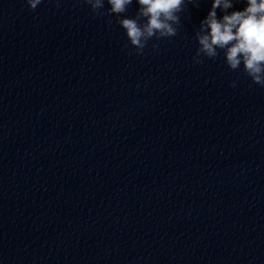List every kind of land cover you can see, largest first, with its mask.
<instances>
[{
  "label": "clouds",
  "instance_id": "9594fccd",
  "mask_svg": "<svg viewBox=\"0 0 264 264\" xmlns=\"http://www.w3.org/2000/svg\"><path fill=\"white\" fill-rule=\"evenodd\" d=\"M30 10H35L42 0H26ZM90 5L94 17L112 16L126 32L127 40L142 55L149 40L155 37L171 38L177 34L179 13L186 3L198 7L200 0H135L139 6L135 18L122 17L133 0H84ZM105 2L110 7L106 11ZM234 0H213L208 15L200 22L195 38L199 47L193 57L194 63L202 64V57L215 59L222 50L229 69L239 70L254 84L264 87V0H246L243 10L228 12ZM59 7V0H56ZM217 9L223 12L217 17ZM112 21L109 20V23ZM127 48L128 45H125ZM153 47H157L153 45ZM231 87L236 86L233 81Z\"/></svg>",
  "mask_w": 264,
  "mask_h": 264
}]
</instances>
